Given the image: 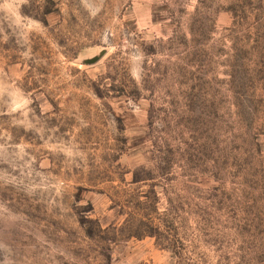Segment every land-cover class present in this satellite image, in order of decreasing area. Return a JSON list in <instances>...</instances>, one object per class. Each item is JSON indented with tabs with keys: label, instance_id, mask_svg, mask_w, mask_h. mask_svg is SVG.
<instances>
[{
	"label": "rangeland",
	"instance_id": "374dc122",
	"mask_svg": "<svg viewBox=\"0 0 264 264\" xmlns=\"http://www.w3.org/2000/svg\"><path fill=\"white\" fill-rule=\"evenodd\" d=\"M0 264H264V0H0Z\"/></svg>",
	"mask_w": 264,
	"mask_h": 264
},
{
	"label": "trees",
	"instance_id": "16d2710c",
	"mask_svg": "<svg viewBox=\"0 0 264 264\" xmlns=\"http://www.w3.org/2000/svg\"><path fill=\"white\" fill-rule=\"evenodd\" d=\"M147 236H151L152 234L151 233H147L146 234ZM141 237V236H140ZM107 259H109V257H107Z\"/></svg>",
	"mask_w": 264,
	"mask_h": 264
},
{
	"label": "water",
	"instance_id": "95a60500",
	"mask_svg": "<svg viewBox=\"0 0 264 264\" xmlns=\"http://www.w3.org/2000/svg\"><path fill=\"white\" fill-rule=\"evenodd\" d=\"M93 61H94L93 59L92 60H89L88 63H92Z\"/></svg>",
	"mask_w": 264,
	"mask_h": 264
}]
</instances>
